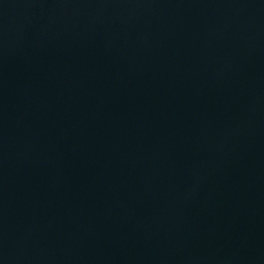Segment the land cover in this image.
Here are the masks:
<instances>
[{"label":"water","instance_id":"water-1","mask_svg":"<svg viewBox=\"0 0 264 264\" xmlns=\"http://www.w3.org/2000/svg\"><path fill=\"white\" fill-rule=\"evenodd\" d=\"M0 264H264V0H0Z\"/></svg>","mask_w":264,"mask_h":264}]
</instances>
